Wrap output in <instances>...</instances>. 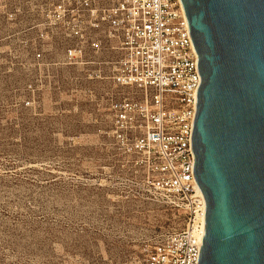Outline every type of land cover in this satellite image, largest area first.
Masks as SVG:
<instances>
[{
	"label": "rangeland",
	"instance_id": "374dc122",
	"mask_svg": "<svg viewBox=\"0 0 264 264\" xmlns=\"http://www.w3.org/2000/svg\"><path fill=\"white\" fill-rule=\"evenodd\" d=\"M43 20L31 0H0V264H150L181 212L116 164L86 92L113 90L109 66H89L97 80L79 67L32 70L27 47L49 50L34 41Z\"/></svg>",
	"mask_w": 264,
	"mask_h": 264
},
{
	"label": "built area",
	"instance_id": "2783aa9c",
	"mask_svg": "<svg viewBox=\"0 0 264 264\" xmlns=\"http://www.w3.org/2000/svg\"><path fill=\"white\" fill-rule=\"evenodd\" d=\"M31 1L44 19L34 41L49 46L27 47L32 70L79 67L97 80L100 69L89 66H109L113 90L86 92L99 101L116 164L140 177L151 201L181 212L182 227L161 237L150 264H198L205 203L194 178L192 131L200 76L180 0ZM104 50L115 59L91 60Z\"/></svg>",
	"mask_w": 264,
	"mask_h": 264
},
{
	"label": "water",
	"instance_id": "95a60500",
	"mask_svg": "<svg viewBox=\"0 0 264 264\" xmlns=\"http://www.w3.org/2000/svg\"><path fill=\"white\" fill-rule=\"evenodd\" d=\"M200 85L192 131L205 203L198 264H264V0H180Z\"/></svg>",
	"mask_w": 264,
	"mask_h": 264
}]
</instances>
